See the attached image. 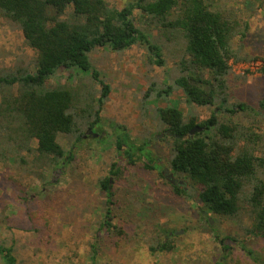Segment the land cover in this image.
Returning <instances> with one entry per match:
<instances>
[{"label": "rangeland", "instance_id": "1", "mask_svg": "<svg viewBox=\"0 0 264 264\" xmlns=\"http://www.w3.org/2000/svg\"><path fill=\"white\" fill-rule=\"evenodd\" d=\"M106 1L122 9L135 0ZM218 5L233 10L241 27H249L242 55L264 58V0H218ZM134 15L137 26L161 48L163 65L151 64V54L141 44L123 52L99 48L91 53L93 65L111 89L101 121L94 135H87L91 121L80 118V141L77 135L59 136V143L72 154L62 167L42 165L38 175H31L23 168L0 165V247L13 250L16 264H264V239L245 233L252 223L245 203L234 220L210 215L200 208L197 193L193 199L179 197L161 177L184 181L171 173L170 150L159 135L163 125L157 109L176 106L185 120L195 117L203 122L215 108L191 104L179 89L160 102L146 99L152 82L163 87L181 75L185 42L178 30L147 27L139 11ZM240 44L236 40V46ZM34 58L19 27L0 17V75L18 65L29 66ZM258 62L261 59L230 60L228 85L230 104L242 102L261 114L255 124L264 135V74ZM71 76L62 72L55 82L71 83L83 97H99L101 87L90 77ZM216 113L220 122L232 121L225 113ZM119 129H125L137 145L149 142L158 170L145 169L141 161L129 165L118 155L116 142L124 139ZM114 164L123 168L124 176L114 184L111 206V222L121 235L101 229L106 196L99 181L111 176ZM165 240L171 251H160L158 245ZM241 244L253 254L242 250ZM94 253L96 259L91 261Z\"/></svg>", "mask_w": 264, "mask_h": 264}, {"label": "trees", "instance_id": "2", "mask_svg": "<svg viewBox=\"0 0 264 264\" xmlns=\"http://www.w3.org/2000/svg\"><path fill=\"white\" fill-rule=\"evenodd\" d=\"M136 11L147 27L178 30L185 42L181 75L163 87L152 82L146 99L160 102L179 89L191 104L215 108L203 122L195 117L185 120L176 106L157 109L172 175L194 188L200 208L210 215L234 220L245 203L252 218L246 235L264 239V135L255 124L261 114L242 102L230 104L228 85L230 60L261 59L264 74V58L242 55L249 27H241L236 13L219 6L218 0H135L122 9L106 0H0V17L19 27L35 53L31 65H18L0 75V165L38 175L42 165L56 169L72 160L59 136L77 135L82 140L78 130L82 117L91 121L93 131L111 92L92 63L90 55L96 49L123 52L136 44L146 45L151 64L163 65L161 48L137 26ZM236 40L241 44L236 46ZM62 72L73 73L71 78L90 77L101 87L99 97H83L71 83L55 82ZM216 111L232 121L220 122ZM237 117L240 121L235 122ZM119 130L124 139L116 142L118 155L129 165L141 161L145 169L158 170L149 142L137 145L125 129ZM122 169L114 164L111 176L99 181L106 196L101 229H114L120 235L122 231L111 222V206L114 184L124 177ZM171 185L179 197L193 199L178 184ZM158 246L162 252L172 250L166 240ZM241 249L253 254L243 244ZM0 255L3 264H16L11 248L1 246ZM95 259L94 253L91 261Z\"/></svg>", "mask_w": 264, "mask_h": 264}, {"label": "water", "instance_id": "3", "mask_svg": "<svg viewBox=\"0 0 264 264\" xmlns=\"http://www.w3.org/2000/svg\"><path fill=\"white\" fill-rule=\"evenodd\" d=\"M194 133H195V130L191 132V135H193ZM91 134L94 135V132L92 130H88L87 135H91ZM167 179L170 181L171 184H174V185L178 184L180 187L184 188L186 191L189 192L190 196H194L195 195L196 191L194 190V188L191 187V186L188 188L187 187V183L185 181H179L177 183L174 179H172L171 175Z\"/></svg>", "mask_w": 264, "mask_h": 264}, {"label": "built area", "instance_id": "4", "mask_svg": "<svg viewBox=\"0 0 264 264\" xmlns=\"http://www.w3.org/2000/svg\"><path fill=\"white\" fill-rule=\"evenodd\" d=\"M229 65H230V63H229ZM252 65H253V64H252ZM256 65H258L259 67L263 68V66H262V62H258ZM241 66H244V65H241ZM244 67H247V66H244Z\"/></svg>", "mask_w": 264, "mask_h": 264}, {"label": "flooded vegetation", "instance_id": "5", "mask_svg": "<svg viewBox=\"0 0 264 264\" xmlns=\"http://www.w3.org/2000/svg\"><path fill=\"white\" fill-rule=\"evenodd\" d=\"M169 176H166V178H168ZM186 191V190H185ZM186 192H188V191H186ZM189 193V192H188Z\"/></svg>", "mask_w": 264, "mask_h": 264}]
</instances>
